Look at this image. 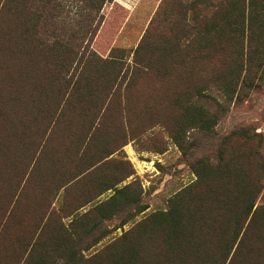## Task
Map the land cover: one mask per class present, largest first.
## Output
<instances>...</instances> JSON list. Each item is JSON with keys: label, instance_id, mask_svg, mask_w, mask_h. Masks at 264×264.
Returning a JSON list of instances; mask_svg holds the SVG:
<instances>
[{"label": "trees", "instance_id": "obj_1", "mask_svg": "<svg viewBox=\"0 0 264 264\" xmlns=\"http://www.w3.org/2000/svg\"><path fill=\"white\" fill-rule=\"evenodd\" d=\"M24 2L29 22L21 59L31 70L50 81L66 79L65 91L104 92L105 98L111 93L125 124L126 111L134 110L125 89L137 84L139 74L162 83L175 79V111L167 124L179 127L172 138L186 152L196 145L185 146L188 131L215 141L210 155L192 163L196 179L169 199L167 209L117 239L120 252L111 264H264L263 134L248 125L222 136L216 132L232 105L264 86V0H161L147 30L163 27L165 33L147 48L145 32L130 62H124V51L117 56L111 49L102 56L92 48L103 9L113 0ZM16 4L0 0V12L15 13ZM60 18L63 33L52 27ZM46 41L51 44L45 46ZM44 59L49 65L40 72ZM125 189L114 192L111 205ZM131 232L151 237L137 240ZM155 233L161 235L159 244Z\"/></svg>", "mask_w": 264, "mask_h": 264}, {"label": "rangeland", "instance_id": "obj_2", "mask_svg": "<svg viewBox=\"0 0 264 264\" xmlns=\"http://www.w3.org/2000/svg\"><path fill=\"white\" fill-rule=\"evenodd\" d=\"M160 2L113 0L108 3L103 9L104 22L92 48L102 56L108 55L111 49L113 55L117 56L124 51L127 58L124 62H130L133 50L145 32L149 31L148 38L150 35L147 48L158 45V36L164 34L165 30L163 27L147 28ZM25 6L24 0H17L15 13L0 12V194L3 196H7V186L5 180H1L8 176L9 171L13 173L15 128L39 126L38 104L51 86V77L41 76L36 68L31 70L33 66L21 59V55L25 56L22 51L27 48L25 39L28 37L26 30L29 20ZM75 8L72 11H76ZM62 20L60 18L57 25H52L60 33L65 32L66 27ZM39 31L42 32L41 29ZM30 33L33 35L34 31ZM37 37L44 41V35L39 33ZM49 44L50 41L45 42V46ZM45 61L39 64L40 72L47 69L45 63L49 65ZM139 75L137 84L125 89L131 93L129 105L134 106V110L126 111L128 124L123 123L124 118L119 113L120 139L121 142L125 141L122 139V129L127 126L125 139L132 143L136 152L140 164L137 167L139 175H135L123 194L115 197V205H111L110 200L104 201V208L87 221L85 234L81 228L80 234H72L70 240L63 244H44L39 251H32L31 259L30 256L25 260L21 258L16 244L7 243L5 236L0 235V264H111L113 254L120 252L117 239L134 230L135 225L150 214L166 210L169 199L196 179L192 163L199 156L213 152L214 138L200 137L188 131L184 144L196 143V147L187 152L180 148L172 138L179 126L167 124V116L175 111L171 101L178 82L174 79L162 83L154 76L145 73ZM61 85L62 81L57 84L55 80V86ZM133 97L137 99L133 101ZM132 102H136L138 107ZM41 114L46 116V110ZM241 125L255 127L264 137V86L260 91L250 93L241 104L232 105L216 127V132L222 136ZM123 155L121 152L120 158ZM129 172L128 169L127 174ZM124 174V171L120 172V179ZM1 203L0 218L3 214ZM72 232H75L73 228ZM127 234L142 241L151 237L149 233L140 236L133 232ZM153 237L159 244L161 235L155 233Z\"/></svg>", "mask_w": 264, "mask_h": 264}, {"label": "crops", "instance_id": "obj_3", "mask_svg": "<svg viewBox=\"0 0 264 264\" xmlns=\"http://www.w3.org/2000/svg\"><path fill=\"white\" fill-rule=\"evenodd\" d=\"M56 81L62 85L51 80L38 104L39 126H16L13 173L1 180L7 196L0 194V235L23 259L44 244L69 241L81 228L85 234L104 201L140 171L127 126L120 139L116 96L65 91L66 79Z\"/></svg>", "mask_w": 264, "mask_h": 264}]
</instances>
